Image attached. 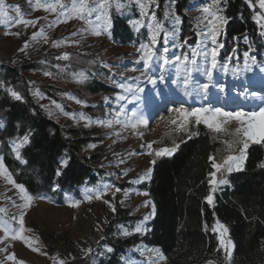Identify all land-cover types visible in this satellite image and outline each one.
<instances>
[{"label": "rangeland", "instance_id": "374dc122", "mask_svg": "<svg viewBox=\"0 0 264 264\" xmlns=\"http://www.w3.org/2000/svg\"><path fill=\"white\" fill-rule=\"evenodd\" d=\"M62 2L68 3L69 0ZM140 2L145 3L148 0H140ZM46 3L49 2L46 1ZM118 3L122 5L119 10L117 9ZM256 5L259 8L258 0ZM205 7H211L215 11L217 5L213 4V0L203 2L194 0L188 9L197 30V41L194 44L181 40L182 19L179 16L180 23H174L173 17L178 15L172 0L166 2L162 16L158 15L156 0H151L147 14L144 16H141V9L136 0H110L108 16L111 27L105 28V19L102 17L97 20L96 13H93L90 19L94 25L99 26L98 30L101 34L83 32V38L72 36V33L81 31L82 26L86 25L77 19L64 22V17L58 18L59 9L56 13L39 9L44 12L41 16L43 19L38 20L35 27L24 25L8 27L0 24V65H17L28 81L31 95L41 106H45L44 110L48 114L51 113L49 115L53 119L63 126L78 127L87 131L90 140L84 147V153L87 156L99 155L97 163L105 171L96 184L81 186V195L78 197L67 194L59 200L46 195L34 196L27 191V194L32 197L28 208H18L13 205L15 202V205L22 206L25 203L21 198L24 194L14 184H9L4 176H0V207L8 210L6 218L11 221V217L15 216L16 220L11 222L13 227L18 229L19 215L23 212L26 229L24 235L32 240L33 247L40 249L39 252H34L24 241L9 240L8 251L14 252L19 260H23L25 264H59V260H64L66 264H97L98 258L108 253V246L101 245V237L116 213L104 201H109L115 209L116 205L120 204L128 209L129 215L132 216V219L117 224V236L145 234L155 212L153 214L154 201L142 185L151 179L153 171L151 161L158 158L155 156V151L175 147L178 145L177 133L182 135L187 132L179 130L178 124L182 118L173 109L184 106L189 109L208 107L221 108L225 111L259 112L261 108H264V40L263 48L258 56L251 55L249 50L244 49L233 61L231 58H224L221 54L223 47L219 48L217 67L213 71L211 82L203 71V56L197 57L201 70L193 72L189 84L185 86V74L177 72L179 62L175 58L177 56L183 58L185 55L191 58L192 50L198 42L203 40L200 35L201 30L207 31V20L211 18L203 11ZM218 7L221 9L218 14L226 17L221 2ZM26 8L30 12L36 9L35 5ZM113 11H118L127 17L131 28L138 35L136 40L127 43L114 40ZM153 13L157 18L156 21L151 19ZM165 13L168 15L166 16ZM257 13L264 14V10L259 9L254 15V19L261 27L264 21L258 22ZM137 20L140 24L135 23ZM53 21L56 23L54 24ZM156 23L161 25V29L154 51L160 59L154 58L151 66L146 68L144 61L139 59L141 53L138 52V48L141 44H150ZM41 27L45 30L47 43L44 42L43 36H38L35 41L32 40L33 33L39 32ZM224 28L225 25L223 30ZM17 31L20 32L19 36L5 34ZM262 31L264 28L261 27ZM166 33L169 34L167 38H165ZM222 33L217 37V44H223L221 42ZM77 40L78 44L73 43ZM25 41L29 43V48L22 53L20 49ZM57 41L61 42L60 47L54 46ZM205 43L208 45L209 52L211 47L216 46L211 40ZM165 47L169 50L167 53H164ZM69 51L76 52V55L74 53L72 55ZM65 52L70 54L69 60L56 59V56L63 55ZM246 52L249 57L256 58L254 64L249 59L250 70H245ZM164 57L169 60L167 65L163 64ZM29 63H38L40 68L24 70L22 65ZM57 65L59 67H56ZM82 70H86L89 78L84 83H78V77L74 74ZM46 71L51 72L52 75L45 76ZM150 78L156 83L152 84ZM93 81L110 85L112 89L92 93L89 85ZM119 83L131 85L134 93L124 92L117 86ZM204 83H209L206 93L201 90V85ZM136 88H142L143 91L135 92ZM36 91L41 93L42 98L33 94ZM186 91L191 95H186ZM121 95L128 98L118 99ZM77 100L81 103H77ZM56 105H60L61 108H57ZM134 113L137 118H142L144 121L146 118L149 120L133 128L131 123L135 121L131 118ZM116 119L121 120L122 123H115ZM173 119L177 120V125L171 123ZM191 119L192 123L188 131L197 126L194 118ZM109 120L113 121L111 128L106 124L98 123V121L107 122ZM239 126L238 122L229 121L224 125L225 130L217 133L216 136L221 142V150L214 156L213 162L223 164L228 155L239 156L241 154L245 138L236 133V128ZM150 143L151 149L147 147ZM251 143L253 142L248 141L249 145ZM247 150L248 148L244 153L245 159L241 169L245 164ZM149 152L153 154L149 155ZM149 170H151L150 177L141 180L140 177ZM8 171L11 172L9 169ZM234 171L236 170L228 172L226 167H222L219 171L213 168L212 172H216L217 181L216 185L210 183L209 194L213 197V203L217 191L228 184L229 175ZM12 178L15 180L13 174ZM221 179L226 180L227 183L220 184ZM15 182L20 184L16 180ZM213 187L216 189L214 192ZM101 188L107 190L102 199L97 200L95 194ZM117 188L121 191H115ZM88 195H93L91 201L87 199ZM41 197H46V199ZM148 201L150 203H146ZM77 202L79 206L73 207L72 205ZM146 216L149 217L147 221L144 220ZM217 222L227 228L224 223ZM141 224L144 230L136 232L137 225ZM29 229L31 231H28ZM125 230L129 235H123ZM216 232L219 244L221 238L225 244L229 240L232 241L229 230L224 233L223 237L220 231ZM2 237L3 232L0 231V238ZM0 247L4 245L0 244ZM87 248L92 249L91 254H85L83 250ZM155 248L158 247L140 241L127 249L122 258V264H152V261L158 259L155 253L150 251ZM221 249L225 253L224 249ZM5 255V253H0V261H4V264H13L5 260ZM209 261L214 264H233L232 257L230 261L222 262L219 258H211Z\"/></svg>", "mask_w": 264, "mask_h": 264}, {"label": "trees", "instance_id": "16d2710c", "mask_svg": "<svg viewBox=\"0 0 264 264\" xmlns=\"http://www.w3.org/2000/svg\"><path fill=\"white\" fill-rule=\"evenodd\" d=\"M156 1L158 15L162 16L168 0ZM193 2L174 0L175 12L182 19L181 40L190 44L197 41V30L188 12ZM220 2L228 21L221 36L222 56L233 61L244 49L258 56L264 37L254 19L259 11L257 0H252L254 7L248 0ZM112 19L114 40L127 43L138 38L127 17L113 11ZM22 68L37 69L40 65L29 63ZM7 89L19 91L23 99L15 100ZM89 89L98 93L112 87L93 81ZM26 134L29 143L20 149L21 160L26 161L22 163L15 158L11 142ZM216 135L204 124L182 135L177 133L179 147L171 156L156 159L150 181L142 185L155 205L149 229L145 234L117 236V224L132 219L128 209L117 204L101 237V245L113 251L100 256L97 264H122L127 249L140 241L161 250L167 260L160 264H208L211 258L224 262L225 253L213 231L217 221L227 226L235 245L233 264L264 263V167L260 166L264 163V143L249 145L244 167L229 175L228 184L217 191L210 205L205 199L211 190L210 157L221 150ZM89 140L86 130L63 126L44 110L31 95L18 67L0 65V155L15 180L30 194L62 200L67 194L78 197L81 186L100 181L105 171L97 163L99 155L84 153ZM64 160L68 161L66 166Z\"/></svg>", "mask_w": 264, "mask_h": 264}, {"label": "snow or ice", "instance_id": "6c2138e0", "mask_svg": "<svg viewBox=\"0 0 264 264\" xmlns=\"http://www.w3.org/2000/svg\"><path fill=\"white\" fill-rule=\"evenodd\" d=\"M138 3L140 9H141V16H144L147 14V9L149 7V4L151 3V0H148V2L141 3L140 0H136ZM174 2V0H173ZM29 3H32V0H29ZM220 3V0H213V4L217 5L216 10L213 11L211 7H205L203 11L208 14L210 19L207 20L206 28L207 31L201 30L200 35L203 37V40L197 43L196 47L192 50L191 58L189 56L185 55L183 58L180 56H177L175 59L179 62L177 66V72H182L185 74L184 84L187 87L189 84V81L191 79L193 72H198L201 70V66L197 61V57L203 56L204 60V74L208 77L209 82H211L213 77V71L217 67V56H218V49L223 47V44H217V37L222 33L223 26L227 24V18L223 15H219L218 13L221 11V9L218 7ZM249 6L254 7L252 0H248ZM259 9L264 10V0H258ZM35 7L37 9H43L46 12H57V9H59L58 12V18L64 17V22H68L72 19H77L83 22L81 31L79 32H73L72 36H81L83 32H91L94 35H100L101 32L98 30L99 26L94 25L90 17L93 15V13H96V19L100 20L102 17L105 19L106 24L105 28H110V17L108 16V9L110 7V0H92L90 3V0H69L68 3H63L62 0H55V3H41V0H35ZM122 7L119 3L117 4V9ZM10 9L11 12L14 14L10 15ZM21 9L18 5H7L5 3V0H0V24L12 27V26H32L35 27L36 23L38 21H33L30 19L24 18L23 15L20 14ZM167 16L168 13H165ZM258 22L264 21V14L257 13ZM151 19L153 21H156V16L153 13L151 15ZM174 23L179 24L180 23V17L174 16L173 17ZM55 24L56 21H53ZM136 24H140V21H135ZM51 27V25H49ZM262 28H264V24L261 25ZM161 29V25L159 23H156L154 25V30L152 32L151 36V42L150 44H141L138 48V52L141 53L139 59L141 61H144L145 67L148 68L151 66L153 59H160V57L157 56L156 51H154V46L157 44V36L159 35ZM6 35H15L19 36L20 32H6ZM174 34V33H173ZM168 33L165 34V38H167ZM261 35H264V31L261 32ZM38 36L44 37V42H48V38L45 35V30L43 27L39 29V32H34L32 35V40H37ZM207 40H211L213 45H216L214 47H211L210 52L208 51V45L205 43ZM59 41H57L54 46L60 47ZM73 43L78 44L79 41H73ZM185 43H187L185 41ZM29 48V43L27 41L24 42L23 47L20 49V51L23 53ZM169 50L167 47L164 48V53H167ZM209 56L211 59L209 60ZM57 60H69L70 54L65 52L63 55L56 56ZM251 59L252 63L254 64L256 62V58L254 56L249 57V54L245 53V70H250V66L248 65V61ZM169 63V60L167 57L163 58V64L167 65ZM56 67H59L57 65ZM107 67V65H105ZM45 76H51V72H44ZM78 77L77 82L78 83H84L86 80H88L89 75L87 74L86 70H82L79 73H75ZM163 79V77H161ZM150 82L152 84H155L156 81L154 79L150 78ZM119 88H121L126 93H134L133 88L131 85H126L124 83H119L117 85ZM209 88V83H204L201 85V90L206 93ZM223 90V88H221ZM10 96L13 97L15 100L20 101L23 99L21 93L19 91L13 90V89H7ZM142 88H136L135 92H142ZM35 96H41V93L38 91L33 93ZM186 95H191L190 92L185 93ZM42 98V96H41ZM72 98V97H70ZM128 97L125 95H121L118 97L120 100H126ZM77 103H81L80 100L76 101ZM53 104H55V101H53ZM42 107H45L42 105ZM57 108H61L60 105H56ZM62 111V109H61ZM176 113L179 114V117H181V121L178 124L179 130L182 131H188L189 125L192 123V119L194 118V122L196 125H199L200 123L205 124L208 128L213 129L216 133H220L221 131H224V125L227 124L229 121H236L239 123V127L236 128V133L241 134L245 138V142L243 143V148L241 149V154L239 156H233L228 155L224 161L223 164L215 163L213 162V168H215L217 171H219L222 167H226L228 172H231L233 170L239 171L241 170L243 161L245 159V151L249 147L248 141H251L256 144L264 143V108H261L259 112H246L244 110H238V111H225L221 108H208V107H201V108H186L184 106H181L179 108L173 109ZM51 114V113H49ZM66 114V113H65ZM210 114V115H209ZM134 120V123H131V127L135 128L140 123H146L142 118H137L136 114H133V117L131 118ZM98 123L105 125L109 128L113 126V121L109 120L107 122L105 121H98ZM115 123H122L121 120L116 119ZM171 123L173 125H177V120L173 119L171 120ZM247 125L246 127L244 125ZM127 126V125H126ZM175 130V129H174ZM191 138V136H189ZM29 143V135H24L22 138H19L17 140H13L11 142V150L15 153V158L17 160H21V153L20 149L23 147V145ZM227 143V141H225ZM91 147H95V145H91ZM149 149L152 148L151 143L147 145ZM179 145H175L173 148H161L159 150L155 151L156 157H162V156H171L176 148H178ZM230 147V145H229ZM149 155H152V152L148 153ZM214 161V157H210ZM22 163H25L26 161H22ZM68 161L64 160L62 161V164L65 166L67 165ZM151 163L154 165L156 163V160L153 159ZM261 167H264V163L260 165ZM151 170L145 173L144 176L140 177L141 180L147 179L150 177ZM59 171L57 172V175H59ZM127 173L125 172V175ZM212 176V180L210 183L212 185H216V172L210 173ZM0 176H4V178L7 180L9 184H14L16 188H18L24 195L21 197L25 203L21 205H15V202H13V205L20 208H28L31 204L32 197L27 194V190L25 189V186L23 184H17L15 180L12 178L11 172L8 171L4 159L2 156H0ZM220 184L227 183L226 180L221 179L219 181ZM58 187V186H57ZM106 188H101L97 190L95 194V199L99 200L102 199L103 195L106 193ZM216 189L213 187L212 191L214 192ZM115 191L119 192L121 189L117 188ZM144 195H148L147 193H143ZM42 199H46V197H41ZM10 199V198H9ZM87 199L91 201L93 199V195H88ZM208 202V204L213 203V197L211 194H209L205 198ZM105 203L109 204L112 211L115 212V206L111 205L109 201H104ZM150 203V201L146 202ZM73 207H78L79 202L72 205ZM155 212V206L153 205V214ZM0 231L3 232V237L0 238V244H3L4 247H0V253H5V260L11 261L13 264H25L23 260H19L14 252L8 251V241H24L25 244L28 245V247L32 248L34 252H39V248L33 247L32 240L29 237H26L24 235L26 229L24 227V213L21 212L19 215V228H14L11 221H15L16 217L12 216L11 221L7 219L8 210L4 207H0ZM149 217H145L144 220L147 221ZM99 230V229H98ZM143 225H137L135 231L141 232L143 231ZM28 231H31L30 229ZM213 231H220L221 237H223L224 233L228 231V229L223 225L217 222V226L213 229ZM123 235H129V233L125 230L123 232ZM220 247L224 249L226 255L225 260H231L233 250L235 249L234 243L229 240L227 244H225V241L221 238L220 239ZM85 254H91L92 249L87 248L83 250ZM108 252H112L113 249L111 247H107ZM151 252L155 253L157 256V260L152 261V264H159L160 261H166L167 257L163 255V253L160 251V249L155 248L151 249ZM44 255H47V253H43ZM0 264H4V261H0ZM59 264H66L64 260H59ZM208 264H214V262L209 261Z\"/></svg>", "mask_w": 264, "mask_h": 264}, {"label": "crops", "instance_id": "0c3cea01", "mask_svg": "<svg viewBox=\"0 0 264 264\" xmlns=\"http://www.w3.org/2000/svg\"><path fill=\"white\" fill-rule=\"evenodd\" d=\"M55 3V0H41V3ZM63 1V0H62ZM7 5H18L21 9V15L24 16V18L26 19H33V20H40L43 19V17H41L44 12L43 10H36V9H32V11L30 12L29 9H27L26 7H29L30 5H35V0H32V3H29V0H5ZM11 12V9H10ZM11 14H14L11 12Z\"/></svg>", "mask_w": 264, "mask_h": 264}, {"label": "bare ground", "instance_id": "6f19581e", "mask_svg": "<svg viewBox=\"0 0 264 264\" xmlns=\"http://www.w3.org/2000/svg\"><path fill=\"white\" fill-rule=\"evenodd\" d=\"M149 119L146 118V121H148Z\"/></svg>", "mask_w": 264, "mask_h": 264}, {"label": "built area", "instance_id": "2783aa9c", "mask_svg": "<svg viewBox=\"0 0 264 264\" xmlns=\"http://www.w3.org/2000/svg\"><path fill=\"white\" fill-rule=\"evenodd\" d=\"M15 67H17V65Z\"/></svg>", "mask_w": 264, "mask_h": 264}]
</instances>
